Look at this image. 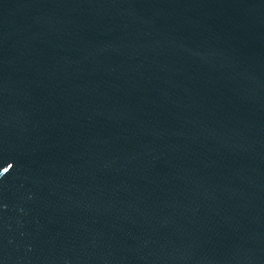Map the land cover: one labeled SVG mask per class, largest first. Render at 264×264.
Listing matches in <instances>:
<instances>
[{"label":"water","instance_id":"1","mask_svg":"<svg viewBox=\"0 0 264 264\" xmlns=\"http://www.w3.org/2000/svg\"><path fill=\"white\" fill-rule=\"evenodd\" d=\"M0 264H264V0H0Z\"/></svg>","mask_w":264,"mask_h":264}]
</instances>
